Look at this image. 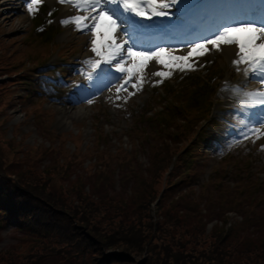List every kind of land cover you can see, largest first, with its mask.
Instances as JSON below:
<instances>
[{"label": "rangeland", "instance_id": "obj_1", "mask_svg": "<svg viewBox=\"0 0 264 264\" xmlns=\"http://www.w3.org/2000/svg\"><path fill=\"white\" fill-rule=\"evenodd\" d=\"M7 7L0 0V184L57 226L40 237L6 221L0 259L58 264L57 256L84 251L87 259L116 252L123 264H264V151L250 146L218 162L204 149L216 119L186 111L189 94L162 92H186L199 79L145 91L129 115L97 105L62 124L64 114L38 99L47 84L28 75L80 55L82 41L67 31L37 34ZM219 69L213 79L226 73ZM209 82L213 91L219 79ZM207 93L213 117L224 100ZM201 177L202 187H186ZM252 217L258 228L248 233L241 219Z\"/></svg>", "mask_w": 264, "mask_h": 264}, {"label": "snow or ice", "instance_id": "obj_2", "mask_svg": "<svg viewBox=\"0 0 264 264\" xmlns=\"http://www.w3.org/2000/svg\"><path fill=\"white\" fill-rule=\"evenodd\" d=\"M42 2L43 0H30L28 11L30 13L35 11L36 6ZM57 2L70 6L77 13L61 19V24L73 25L75 30L91 34L90 51L93 55L83 61L87 71L82 70L81 75L92 80L101 73L108 74V70L102 65H110L115 72L124 74L123 83H117L115 86L117 100L121 98L120 92L127 91L128 85L137 91L140 90L144 82L140 73L149 68L151 62L170 68L167 72H151L152 76L163 79L170 77L172 71L195 70L196 60L212 50L220 52L224 48L234 47L236 58L231 60V64L238 73H243L245 84H229L226 81L221 91L230 93L237 113L244 114V118L238 119L242 126L239 134L244 139H248L250 135H255L257 139L264 136V20L260 23L255 20L218 21L207 30V35H198L195 40L185 44L186 54L177 55L173 54L174 50L171 47L159 45L144 47L140 36L152 26L138 23L133 17L148 21L153 18H165L169 16V9L181 0H57ZM102 26L105 31L98 33ZM98 35L103 39L98 40ZM249 79L258 83L260 87L247 89ZM128 95L131 96L133 93L128 92ZM87 103L91 104L93 100L88 99ZM257 108L259 113L249 111Z\"/></svg>", "mask_w": 264, "mask_h": 264}, {"label": "trees", "instance_id": "obj_3", "mask_svg": "<svg viewBox=\"0 0 264 264\" xmlns=\"http://www.w3.org/2000/svg\"><path fill=\"white\" fill-rule=\"evenodd\" d=\"M172 161L169 162V160H166L167 165H170ZM164 167V165H163ZM4 189L2 188L1 184H0V215L6 218H0V222L5 221L6 219H12V223H13V229L14 230H24L27 231L28 234L31 235H36V236H40V237H44L45 235L48 234V232L50 231L49 228H55L57 225L53 224V223H46V221H42L41 219L38 218V214L34 213V209H32L26 202L20 201V199L18 198V196H16L14 193H10L7 195L3 194ZM57 216L60 217V219H62V222L64 224V221L67 222V220L65 219V214H56ZM23 216L25 218H23ZM242 222H244V226H246L245 228H247L248 233H254L253 229H251L250 227H254V228H258L257 225L252 224L254 219L252 218H247V219H241ZM220 222V221H217ZM230 227L234 228V225L232 223H230L229 225ZM59 228L64 229L63 225H58ZM235 229V228H234ZM87 238V237H83ZM88 239V238H87ZM88 244L89 242L92 244L91 241H86ZM86 252H81L80 253H74V254H68V257L66 256H57V258H59L58 260H56L58 262V264H113V262H117L119 264H123L120 263L119 258H117L115 256V254L113 253H108L106 254H102V256L100 257V259H95V256L91 258H86L87 256L85 255ZM122 255H127L124 253H121ZM130 257V256H128ZM127 257V258H128ZM217 263H219V261L217 259L214 260ZM40 262L42 261H38V262H31V264H41ZM0 264H6L3 260L0 259ZM30 264V263H29ZM48 264V263H46ZM220 264V263H219Z\"/></svg>", "mask_w": 264, "mask_h": 264}, {"label": "bare ground", "instance_id": "obj_4", "mask_svg": "<svg viewBox=\"0 0 264 264\" xmlns=\"http://www.w3.org/2000/svg\"><path fill=\"white\" fill-rule=\"evenodd\" d=\"M225 52V56H226V59L229 60V58L231 57V50L230 49H224L223 50ZM60 113L61 114H64L62 116V124H64L65 122L67 123V121L69 120V118L71 116H75V115H78V116H81V115H84L86 113L85 111V108H77V109H73V110H64V109H59Z\"/></svg>", "mask_w": 264, "mask_h": 264}, {"label": "water", "instance_id": "obj_5", "mask_svg": "<svg viewBox=\"0 0 264 264\" xmlns=\"http://www.w3.org/2000/svg\"><path fill=\"white\" fill-rule=\"evenodd\" d=\"M116 253V252H115ZM114 252H113V254H115ZM128 259H130V257H128Z\"/></svg>", "mask_w": 264, "mask_h": 264}]
</instances>
